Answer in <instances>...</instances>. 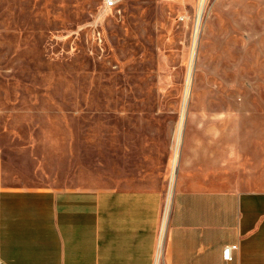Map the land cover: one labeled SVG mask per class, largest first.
I'll return each mask as SVG.
<instances>
[{"label":"rangeland","instance_id":"1","mask_svg":"<svg viewBox=\"0 0 264 264\" xmlns=\"http://www.w3.org/2000/svg\"><path fill=\"white\" fill-rule=\"evenodd\" d=\"M106 2L0 0L5 162L35 186L141 168L169 193L208 140L264 190V0Z\"/></svg>","mask_w":264,"mask_h":264},{"label":"crops","instance_id":"2","mask_svg":"<svg viewBox=\"0 0 264 264\" xmlns=\"http://www.w3.org/2000/svg\"><path fill=\"white\" fill-rule=\"evenodd\" d=\"M215 145L185 142L169 193L168 176L141 168L90 188L30 185L0 149V264H264V190L235 184L241 162Z\"/></svg>","mask_w":264,"mask_h":264},{"label":"built area","instance_id":"3","mask_svg":"<svg viewBox=\"0 0 264 264\" xmlns=\"http://www.w3.org/2000/svg\"><path fill=\"white\" fill-rule=\"evenodd\" d=\"M117 3H118V0H107V2H106L107 7H109V8L115 7L117 5ZM237 249H238V245L227 246L224 249V259L229 261L231 259L232 251L237 250Z\"/></svg>","mask_w":264,"mask_h":264},{"label":"bare ground","instance_id":"4","mask_svg":"<svg viewBox=\"0 0 264 264\" xmlns=\"http://www.w3.org/2000/svg\"><path fill=\"white\" fill-rule=\"evenodd\" d=\"M198 22H199V19H198ZM197 25H198V24H197ZM180 133H181V132H180ZM180 145H181V143L178 142V148H177V149H179ZM176 156H177V155H176ZM174 179H175V174H172L171 188H172V185L174 184Z\"/></svg>","mask_w":264,"mask_h":264}]
</instances>
